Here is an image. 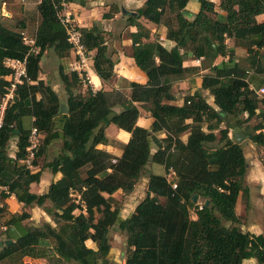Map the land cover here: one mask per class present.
I'll use <instances>...</instances> for the list:
<instances>
[{"label": "trees", "instance_id": "trees-1", "mask_svg": "<svg viewBox=\"0 0 264 264\" xmlns=\"http://www.w3.org/2000/svg\"><path fill=\"white\" fill-rule=\"evenodd\" d=\"M189 1L144 0L125 15L127 27L134 29L127 34L128 57L145 76L143 84L121 79V88L83 91L75 74L58 67L63 100L39 79V63L48 50L65 63L70 55L55 14L62 11L63 0H41L30 19L9 26L0 22V236L11 241L0 247V264H23L24 258L45 264H109L112 228L124 237V264H264V233L242 231L235 214L239 197L248 204L247 164L241 145L229 136L239 130L253 145L264 147V94L256 93L257 85L249 88L264 80V23L255 21L264 14V0H197L198 11L186 17ZM117 12L114 7L101 19ZM27 20L34 23L36 54L21 40V34L27 36ZM141 21L163 28L164 39L173 46L166 49L150 40ZM79 33L94 75L110 84L116 60L108 52L105 32L93 25ZM226 40L244 50L243 64ZM189 57L194 65L184 66ZM5 58H25V78L1 110L11 74L3 66ZM217 59L225 61L215 64ZM202 70L199 90L176 105L172 84ZM60 105L66 113L57 115ZM139 109L150 119L148 128L136 125ZM25 119L31 120L29 125ZM109 126L128 133L126 143L110 140ZM31 128L39 141L29 169L25 160ZM55 142L58 149L49 153ZM108 144L121 151L118 157L97 149ZM11 145L13 154L8 153ZM150 164L162 166L163 174L148 172ZM44 171L60 178L40 194L30 192ZM144 172V197L121 219L122 201ZM117 191L120 199L113 196ZM10 196L19 211L9 212ZM32 208L49 222L20 225L31 221ZM87 240L95 250L85 246Z\"/></svg>", "mask_w": 264, "mask_h": 264}, {"label": "crops", "instance_id": "crops-1", "mask_svg": "<svg viewBox=\"0 0 264 264\" xmlns=\"http://www.w3.org/2000/svg\"><path fill=\"white\" fill-rule=\"evenodd\" d=\"M81 1H83V5H79L77 0H63L64 6L62 8V11L69 14L71 16V18L74 20V22L77 23V26L79 28H86L87 29V28H90L93 26V25H91V23L94 21L90 20L89 18H90V16H92L93 14H96V13H93L95 11L94 9L89 10L90 4L87 1H90V0H81ZM95 1L98 2V0H95ZM117 1H119V0H117ZM124 1L127 2V4H129V5L133 4L132 3L133 0H124ZM136 1H138V0H135L133 2H136ZM143 1L144 0L138 1V3H137L138 5L135 6V10L141 6ZM208 1L216 4L218 0H208ZM0 4H1L0 10L3 12V14L9 15V13H7L4 9L5 3L0 2ZM99 4L103 5L102 1H99ZM106 8L107 7L103 8L102 13H105L104 10H106ZM119 11H120L121 15L133 14V12H129L124 8H120ZM185 11L188 14H190L191 16L193 14H195L198 11L197 0H190L187 3V5L185 6ZM116 18L117 17L114 16L111 20H114ZM255 21L257 23H264V14L256 16ZM147 24L152 25L150 23H147ZM102 25L103 24L100 23L99 28H101L103 31H109L105 28L106 26H102ZM94 26H96V25H94ZM154 27L157 28L156 26H154ZM160 28L161 27H158V29H160ZM108 29H110V28L108 27ZM161 29H162L161 30L162 37H160V40H163L162 46H164L166 49H169L173 46V43L168 42L164 39V29L163 28H161ZM132 31L133 30H131L130 32H132ZM226 44L229 48L234 49L235 55L237 56V61H239V63L243 64L244 63L243 58L245 56L244 50L239 49V48H235L233 46V43L231 40H226ZM43 56H45V55H43ZM43 56H42V58H43ZM42 58H41V61L39 63V67H40L39 79L46 82L51 87V89L57 93V91L60 89V85H58L59 83L54 84V85L50 84V81L48 80L46 75H42V73H41V64H42V60H43ZM221 61H225V59H217L215 61V64H218ZM193 65H194V59H192L190 57L188 58L187 61L184 62V66H193ZM205 72H206L205 70L199 71L195 75H192L190 77H185L181 80H178V83L176 82L178 84L179 88H181V89L184 88L183 89L184 90L183 96H185L187 94H191L194 91L199 90L200 76L202 74H204ZM114 73H115V75H117V78L124 79L128 82H135V83H139V84H143L145 82V76L135 67L132 59L129 58L128 56H123V58H121V59L118 57V59L116 60V65L114 66ZM261 75H264V74H261ZM85 76L87 77L88 83L86 86L81 84L82 85L81 89H82V87H84V89L89 88L92 92H95L99 89H102L104 91L111 90L109 88L106 89L105 88L106 84L102 83L94 75L92 68H91L90 60L88 61V64H87V71H86ZM255 85H257L256 87H259V89H264V80H262L261 78L257 79L254 83L249 84V87L254 88ZM115 88L116 87H114L112 89H115ZM172 88H173V85L171 86V91H172ZM84 89H82V90H84ZM201 95L203 98H204V96H207L209 101L206 98H204V99L206 100V102H208V103L210 102L209 104L211 105V98L209 97V95L203 91L201 92ZM183 96H182V98H183ZM174 97H175V104L179 105L182 101V98L179 100V99H177L176 95H174ZM30 121L31 120H29V119H25L24 123L26 125H29ZM149 124H150V119L148 116H144L141 118H139V116H138L137 121H136L137 126H140L143 128H148ZM110 128H111V126H109L107 128V131ZM118 131L120 132L119 133L120 139L118 137H112L107 133L109 139L113 140L115 142L117 141L119 143H126V141L129 138V134L126 132L120 131V130H118ZM237 132H241V131L233 130V131L229 132V136L231 138H233L234 134ZM162 137H163L162 134L157 136V138H162ZM239 144L241 145L242 153H243V156H244L246 164H247V172H246V176H245V182L246 183L245 184H246V187L248 189V194H249V200H248L249 208H252V205H253V202H252L253 198L250 194V186H254V184H256V187L261 188L263 190V195H260V196H262L261 200H262V205H263V201H264V166H262L260 164L259 157L262 156V154L264 152V147H259V148L256 147L247 138L243 139ZM12 148H14V147L12 146ZM97 149L103 150V151H105L111 155L116 156V157H118L121 153V151L118 148H115L110 144L98 145ZM151 152H153V150H151ZM147 170H148V172H150L151 174H154V175H162L163 174V168H162V173H159V174L155 173L153 170V164L148 165ZM148 172H144V174L141 175V177L138 179L137 183L135 184L132 193L123 199L122 206H121V209L119 211V217L121 219L127 218L133 212V210H134L135 206L138 204V202L140 200H142V198L144 197V194L146 191V182H147ZM169 177H171V176H169ZM59 178H60V174H58V173L55 175H51L50 173H47V172L43 173L42 172L39 183L31 185L29 190L32 193L40 194L47 188V186L50 182L56 181ZM42 182L46 183L45 187H43V189L40 192L35 191L34 186L35 187L40 186V184ZM252 188H254V187H252ZM119 194H120V191H117L113 196L118 197ZM257 196L259 197V195H257ZM237 201H238V199H237ZM237 201H236L235 206L237 205ZM6 203H7L9 212L13 213V212L19 211L20 205L16 203L13 196H10L6 200ZM29 213H30V220L33 222H36L34 219V216H37V217L43 216L42 215L43 213L37 208H32L29 211ZM235 214L238 215L236 213V209H235ZM41 218L43 221L47 220L43 217H41ZM192 218L194 219L195 216ZM250 229L251 230L246 228V229H241V230L248 232V233H251V234H254V235L261 234V232L258 231L259 230L258 228L253 229V227H250ZM108 241H109V245H110V250H109V253L107 255V259L110 260L111 256H112V250H113L112 248L113 247L111 246L109 235H108ZM84 244L87 248L95 250V245L91 241L87 240V241H85ZM37 263H38V261L35 262L34 264H37ZM121 264H124V259L122 260Z\"/></svg>", "mask_w": 264, "mask_h": 264}, {"label": "rangeland", "instance_id": "rangeland-1", "mask_svg": "<svg viewBox=\"0 0 264 264\" xmlns=\"http://www.w3.org/2000/svg\"><path fill=\"white\" fill-rule=\"evenodd\" d=\"M99 1H102L103 5L99 4ZM135 1V0H133ZM133 4L129 5L124 0H98L96 2L95 0L87 1L90 4V8L94 9L95 11L92 16H90V20H93L94 22H90L91 25L100 26V23H102V26H106L105 28L109 31H104V39L106 41V46L108 49V52L112 55V58L114 60H117L118 57L121 59L123 56H128L130 52V42L127 39V34L131 30H134L133 28L127 27L126 21H125V15L120 14V8H124L129 12H134L135 6L138 5V1L133 2ZM0 2H4V9L9 15H4L3 12L0 10V22L5 24L6 26L14 24L16 21H19L20 19H23V17H26L27 19H30L28 15L33 16L34 14V7L36 5V2L34 0H0ZM123 4H122V3ZM106 8L105 13H112L114 11V7H116L117 13L112 14V18L116 16L117 18L114 20L110 19H101V15L103 8ZM1 8V4H0ZM92 17V18H91ZM28 22V29L26 30L27 37L32 36V31L34 29V23L31 20H27ZM143 22V21H141ZM33 24V25H32ZM146 28L150 30L151 36L150 40L156 39L159 42L163 43V40H160V37H162L161 34V28L158 29L155 28L153 25H149L145 22H143ZM108 27L110 29H108ZM101 29V28H100ZM102 30V29H101ZM43 56L42 64H41V73L42 75H46L48 80L50 81V84H58L60 85V89L57 91V95H59L60 99H64V93L62 90V86L59 80L58 76V67H61V69L68 75V71L66 69V63L62 59H59L55 57L54 53L51 50H48ZM264 63V59L262 61ZM259 78V76H258ZM178 83V81H176ZM174 82L172 93L173 95H176L177 99H181L184 93V88H179L178 84ZM123 82L121 81V78H116L110 83L106 84L105 88L112 89L114 87L121 88L123 86ZM82 85H87L86 81ZM84 89V87H82ZM181 89V90H180ZM85 90V89H84ZM83 90V91H84ZM208 101V97L204 96ZM210 103V102H209ZM117 111V109H115ZM147 116L145 112H143L141 109H139V118ZM113 127V128H112ZM122 131V130H120ZM107 133L112 137H119V131L118 129L114 128V126H111V128L107 131ZM216 134V132H215ZM217 136V135H216ZM58 149L57 142L53 143L50 147L49 153H52ZM14 149L9 147L8 153L13 154ZM41 161V160H40ZM39 161V162H40ZM260 164L264 166V152L261 157H259ZM41 165V162L39 163ZM153 170L155 173H162V167L157 164H153ZM45 172V171H44ZM43 172V173H44ZM46 173V172H45ZM144 174V173H143ZM138 181V180H137ZM246 183V182H245ZM46 183L42 182L40 186H34V190L37 192H40L43 187H45ZM246 185V184H245ZM254 187V188H252ZM250 194L252 196V208H249V205H245V202L242 198H238L237 205L235 206L236 213L238 214V217L240 219V229H250V227H253V229L258 228L261 233H264V212H263V205L260 195H263V190L261 188L256 187V184L254 186H250ZM259 195V197L257 196ZM118 199L119 196L117 197ZM248 200H249V194H248ZM40 214V213H39ZM43 218L47 219L46 222H49L48 218L45 216V214H42ZM192 216V215H191ZM41 217L34 216V219L36 222H31L29 220H24L20 225L23 227H26L30 224L39 225L41 222H43ZM8 217H6L3 222H6ZM52 225V224H51ZM4 227L0 228V231H3ZM110 242L112 249V256L111 259L108 260L109 264H121L122 260L124 259L125 254V247H124V237L122 233H120L116 228H112L110 230ZM0 241L3 242L4 236H0ZM37 262L36 260L32 259H22L23 264H34ZM37 264H45L42 260H39ZM243 264H254L252 260L244 261Z\"/></svg>", "mask_w": 264, "mask_h": 264}, {"label": "built area", "instance_id": "built-area-1", "mask_svg": "<svg viewBox=\"0 0 264 264\" xmlns=\"http://www.w3.org/2000/svg\"><path fill=\"white\" fill-rule=\"evenodd\" d=\"M41 0H36V4L40 3ZM62 7L63 3L60 4ZM56 17L64 31L66 42L70 47V55L66 62V69L68 73L75 74L77 79L80 80L81 84L87 81V77L85 76L87 71V64L90 60L89 56L85 53V49L83 44L81 43L79 27L77 23L71 18V16L63 11L56 10ZM22 43L29 48V53L36 54L38 52V48L34 46V40L31 37H27L21 34ZM199 60H195V63H199ZM3 66L8 69L11 74L8 78L10 81V86L8 89V94L4 98L1 110L5 104V101L8 100L11 96V93L16 84H20L21 80L25 78V58L23 59H15V58H5L3 60ZM252 89L251 87H249ZM258 95L264 94V89H258L256 91ZM39 135L34 128H31L29 134L27 136V148L26 151L29 153L27 159L25 160V164L27 168H31L29 165L30 160L32 159V151L38 146ZM72 199H75V194H70ZM201 205L199 204L196 207V210H200ZM191 217H194V211L191 213Z\"/></svg>", "mask_w": 264, "mask_h": 264}, {"label": "water", "instance_id": "water-1", "mask_svg": "<svg viewBox=\"0 0 264 264\" xmlns=\"http://www.w3.org/2000/svg\"><path fill=\"white\" fill-rule=\"evenodd\" d=\"M183 15H185L186 17H192V16L189 15L187 12H183ZM65 113H66V108H65V106H64V105H60V108H59V111H58L57 115H61V114H65ZM244 138H245V137H244V135H243L241 132H237V133L234 134V139H235V142H236L237 144H239ZM196 198H197V197H196L195 195H193L191 201H192L193 203H195V202H196ZM207 202H208V201H205V202H204V205H207ZM10 243H11V241H9V240L3 241V242L0 241V247H1L2 245H4V246H8Z\"/></svg>", "mask_w": 264, "mask_h": 264}]
</instances>
